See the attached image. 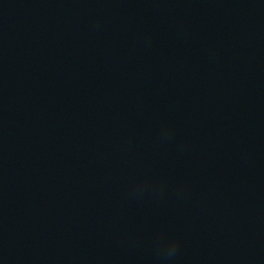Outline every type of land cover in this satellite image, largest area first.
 <instances>
[{"label":"water","instance_id":"obj_1","mask_svg":"<svg viewBox=\"0 0 264 264\" xmlns=\"http://www.w3.org/2000/svg\"><path fill=\"white\" fill-rule=\"evenodd\" d=\"M0 264H264V0H0Z\"/></svg>","mask_w":264,"mask_h":264},{"label":"clouds","instance_id":"obj_2","mask_svg":"<svg viewBox=\"0 0 264 264\" xmlns=\"http://www.w3.org/2000/svg\"><path fill=\"white\" fill-rule=\"evenodd\" d=\"M159 246L165 253V255L169 258L173 257L176 253V250L179 247V239L172 238V239H161L159 242Z\"/></svg>","mask_w":264,"mask_h":264}]
</instances>
